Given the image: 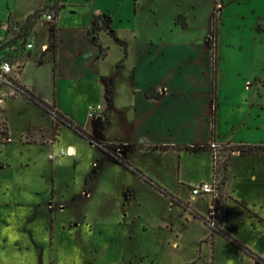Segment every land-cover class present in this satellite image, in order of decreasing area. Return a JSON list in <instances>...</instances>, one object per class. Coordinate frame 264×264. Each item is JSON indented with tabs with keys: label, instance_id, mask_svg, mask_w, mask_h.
<instances>
[{
	"label": "rangeland",
	"instance_id": "1",
	"mask_svg": "<svg viewBox=\"0 0 264 264\" xmlns=\"http://www.w3.org/2000/svg\"><path fill=\"white\" fill-rule=\"evenodd\" d=\"M43 1L36 0V5ZM64 1L67 5L60 10L57 26L63 43L55 67L49 52L44 56L39 52L41 44L51 39L52 24L39 20L27 35L33 49L24 57L21 80L96 143L90 145L57 123L58 131L49 134L52 141L59 134L56 148L26 146L27 129H49L52 117L23 95L7 99L4 110L0 104V121L7 119L9 129V141L0 148V222L4 217L12 222L6 209L19 216L9 227L0 224V264L65 263L58 252L53 256L52 206H47L51 195L59 199L60 193L65 195V211L59 213L60 199L53 201L55 217L66 220L77 214L73 220H78L84 215L95 232L93 249L80 248L83 260L76 264L264 262V158L231 159L228 192L226 181L221 183V165L230 154L225 145L211 148L216 160L200 151L174 148L160 153L154 147L208 141L213 107L217 142L264 146V0H216L213 100L206 42L211 40L214 0H104L121 8L123 22L119 19L117 25L116 19L115 27L117 36L126 41V56L109 30L100 31L105 21L93 16L91 0ZM178 16L186 28L175 25ZM90 23L89 36L98 40L99 47H108L104 59L85 41ZM151 85L163 86L167 93L160 100H146L142 90ZM97 105L102 109L89 116L90 106ZM97 115L103 119L97 120ZM113 141L154 146L128 152L127 172L101 160L98 144ZM68 146L74 147L73 156L58 155ZM213 179L218 182L222 215L219 208L210 218L215 228L223 223L231 240L217 233L211 236L209 226L191 213L194 209L207 216L216 198L191 200L187 183ZM85 228L75 236L56 226V242L77 243L86 235ZM23 236L29 244L22 242ZM35 237L39 242L33 241Z\"/></svg>",
	"mask_w": 264,
	"mask_h": 264
},
{
	"label": "crops",
	"instance_id": "2",
	"mask_svg": "<svg viewBox=\"0 0 264 264\" xmlns=\"http://www.w3.org/2000/svg\"><path fill=\"white\" fill-rule=\"evenodd\" d=\"M91 2H92V5L91 6H92V9H93V11H92L93 16L94 15H96L97 17H100L101 16V19H103L105 21L103 23V29L109 30L110 33L111 32L114 33V36L119 41H121V42H123V43L126 44V41L125 40H122V39H120L117 36V34H116V32H117V29L116 28L117 27H115L116 26V22H115L116 19H118V24L117 25H119V19L122 21V19L120 17L121 8L117 4H115L114 2L111 5H109L108 3L105 4V1L104 0H91ZM50 5H53V6L49 7ZM64 5L65 6L67 5V3H65L64 0H44L43 2L39 3L38 5H36V0H0V35H2L1 28L4 31L8 32V33H11L12 30L19 29L20 26L25 23V21L27 20V18L30 15H32L34 12H37V11L41 12L45 8H47V9H50L51 8L50 11L53 12L54 10H56V8H60L62 6L64 7ZM60 12L58 13V16H57V19H56V23H55V26H56V28H55V35L53 33V29H51V33H52L50 35V38L51 39L48 40V44H49V42H53L54 41V45H55V48H54V58H53L54 67H55L56 61H57V59L59 57V51L61 50L62 43H63V40H62V38L60 36V31L57 28L58 23H59L58 20H59V14H60ZM127 21H129V19ZM36 24H37V22H36ZM91 26H92V24L90 23V25L87 26V28H86V34L84 35L85 36V41L87 43H89V45H91L95 50H97L96 52H99L104 46H102V45L100 47L98 45L97 46H94L93 45V42L92 43L89 42V40H91V38L93 37L91 35L89 36V30H90ZM32 30H31V32H32ZM101 30L102 29H100V31ZM100 31H99V33H100ZM99 33H98V38H99ZM53 38H54V40H53ZM86 38H88L89 40L88 39L86 40ZM111 39H112V37H111ZM97 42H98V40H97ZM97 42H96V44H97ZM48 44H41L40 48L42 49V47L44 45H48ZM125 46H127V44ZM206 48H207V46H206ZM39 52L41 53V50ZM46 54L47 53H45V55ZM126 54H127V49H126V52H125V56H126ZM38 56H39V54H38ZM96 61H99L97 57H96ZM22 72H23V69H21V71L19 73L20 74L19 75V83L22 85V87L26 88L27 90H29L30 92H32L35 96H37V94L33 90H31L29 88V86L26 85L25 81L23 79L21 80ZM98 80L99 79H97V81ZM150 87H152L154 89V92H158L161 95V98H163V96L167 93V91L165 90V87L161 86V87L156 88V87H154V86L151 85V86H148V87H146V88H144L142 90L143 97L144 98H145V96H144L145 91L147 89H149ZM141 95H142V93H141ZM146 100L156 101V100H151V99H146ZM5 102H6V100L2 104V109L3 110H4V104H5ZM52 104L55 107V104L54 103H52ZM90 107H93V106H90ZM101 109H102V107H101ZM96 118L99 121L103 119L102 115H97ZM56 123L57 122L54 121V120H52V118H51V127H49V129H47L44 126H41V127L38 128V132H37V128L36 127H32V128L29 127L27 129L26 134H25V136H26L25 138L26 139H25V141H23V143L26 146L27 145H30V144H33V145L39 144V146L40 147H43V148L47 147L48 145H49V147L52 146V147L56 148L57 145L60 143L59 142V137H58L59 134L57 136H55L56 138H55L54 141H52L51 139H49V134H50V132L52 130V125H54ZM30 131L33 132L31 135L28 134V132H30ZM30 140H32V142ZM26 141H28V142H26ZM209 141H210V138H209L208 141H205V142L200 143V144L199 143H196L194 145H200V146H202L204 144H208ZM23 143H21V145H24ZM126 143L127 142H117V141H113L111 143H103V144H107V145H111V146H113L114 144H121L122 146L129 145V144H126ZM214 144L216 146H218V147L219 146H222V145H225V144L219 143L217 141H215ZM90 145H92V144H90ZM134 145H136V144L134 143ZM138 145H142V144H138ZM159 145H162V144H159ZM143 146H149V145H143ZM152 146H154V145H152ZM68 147L72 148L73 151L75 152V149H74L73 146H68ZM169 147H170L169 150H173L175 148L178 152H186V153H192V152H197V151L204 152V153H207L210 156V158H212V154L209 151H204V150H200V149L199 150H193V151L189 150L188 151V150H185L182 146H178L177 144H175L173 146L172 145H169ZM167 150H155V151H158V152L162 153V152L167 151ZM57 151L58 150H56V152ZM140 151H148V150H140ZM128 152H131V150H129V149L119 150L118 151V155L124 161H128L129 159H128V157H126V155L128 154ZM101 153H102L101 154V160H102V162L108 161V162H110V163L113 164V166L115 167L116 170H122V171L125 170V171L129 172V170L128 169L126 170V168L123 165L117 163L116 160L112 156H110L109 154H107V153H105L103 151ZM238 156H240V155L239 154H234L231 159L233 160V158L238 157ZM254 157H263V156L255 155ZM228 171H229V169H228ZM177 174L179 176V174H180V171L179 170H178V173ZM54 178H55V176H54ZM55 182H56V180L54 179V183L52 181V185L54 184V186H55ZM187 184H188L189 187L190 186H193V185H190V183H187ZM229 187H230V184H229V174H228L227 180H226V187H225V189L228 192H229ZM120 190L121 191H124L123 187ZM61 194L62 193H60V195ZM82 194L84 195L85 198L88 196L87 191L83 192ZM60 195H59V199L60 200L58 199L57 194L51 195L53 197L51 199V201L50 200H47V206L50 207V209H51V206H52V210H51V214H52V218H53V222H52V225H51L52 226V229H53V226H54V243H53V248H54L53 251H54V253H53V256L55 255L56 252H58L60 254V257H61L62 261L65 260V263L64 264H68L69 261H70V264H76L77 262L78 263L81 262L80 260H83V259H80L79 260V257L80 256L78 255V252H80V248H83L84 251H87V250L89 251L91 248L93 249V247H94V240L93 239H94V233L95 232L93 231L92 227L88 225L87 220H86V217H84V215H80V217L78 218V220H73L74 216L77 217V214L76 215L75 214L74 215H71L70 219L68 218L66 220L57 219L55 217L56 215H55V211H54V208H53L54 207V202L53 201H56V200L61 201L59 203V205H58L59 213L60 212L63 213L65 211V206L63 205V202H62V200L64 199V196L65 195H63V196H60ZM177 199L179 200V202H181V204H183V201L179 198V196H178ZM190 199L193 200V201H196L197 200V197L194 198V197L191 196ZM131 201H134V199H131ZM7 205H10V204L7 203ZM220 206H221L220 207V211H221V215H222V199L220 200ZM212 210H213V207L211 205V207H210V209L208 211V215L207 216H204L201 213H198V211L197 210H194V209L191 210V213H192V216H194V215L197 216V218H194L193 217V219H200V218H202L203 220H206L207 221L211 217ZM5 211H7L8 213H10V217L12 216V222H9V220L4 217V219L1 220L0 224H1V226L4 225V227H9L11 224H13L14 222H17L18 221V218L17 217H19V216H17V214H16L17 212H13V210H7L6 209ZM56 226H58L59 230H61V231L67 230L69 233L72 232V234H75V233L77 234V232L80 230V228H82V226H84V227H86L84 229L85 232H86V235H84L83 236V239L80 240V241H78L77 243L75 242V240L65 241V242H58L57 243L56 242V233H57ZM221 229L223 230V223H222ZM76 234H75V236H76ZM39 238L40 237H38V238L35 237V238H33V241L39 242V240H40ZM21 239H22V242L27 241V244H29L28 243L29 240H27L25 236H23ZM39 247H40V250H41L42 249L41 244H39Z\"/></svg>",
	"mask_w": 264,
	"mask_h": 264
},
{
	"label": "trees",
	"instance_id": "3",
	"mask_svg": "<svg viewBox=\"0 0 264 264\" xmlns=\"http://www.w3.org/2000/svg\"><path fill=\"white\" fill-rule=\"evenodd\" d=\"M215 6H216V0H214V8H213V16H212V33H211V40H207L206 42V46H207V50L210 53V63H211V96H212V100L214 99V95H215V89H216V66H217V18H216V11H215ZM63 7V6H62ZM56 8V10H54L51 13L48 14H52L53 15V20L50 24H52V29H53V33L55 35V23H56V19L58 16V13L60 12L61 8ZM54 8V7H53ZM53 10V9H52ZM43 12L45 10H42ZM42 11L39 12H34L32 15H30L27 20L25 21V23L23 25L20 26L19 28V35L18 38L20 39H25L27 38V35L31 32V30L33 29V27L35 26L36 22H38L40 20ZM181 18V16H178L175 20V25L179 26L181 28H186V24L184 22H179V19ZM100 29H103V26H101ZM112 39L115 41V43L117 45H119L122 48L123 54H125L126 49H125V43L119 41L115 36L114 33H110ZM53 35V36H54ZM54 40V38H53ZM54 44V41H53ZM93 45H96V40L93 41ZM53 46V45H52ZM55 48V45H54ZM51 51L49 54L52 55V59L54 58V50L52 52ZM108 51V47L102 48L100 50V55L102 57V59H104L106 57ZM27 57L30 56V53L28 52ZM42 56H44L45 54H41ZM42 57H40L38 60H41ZM41 62V61H39ZM22 95L25 96L32 104L37 105L38 107L42 108L46 113H48L52 119L54 121H57V123H61L63 126H66L67 128H69L70 130H73L74 132H76L77 134H79L82 138L86 139L90 144H94L96 143L95 141H93L90 137V135L88 133H86L84 130L80 129L78 126H76L70 119H68L67 117H65L64 115H62L61 113H59L58 111L55 110V107L53 104H48L45 101H43L42 99H40L39 97L35 96L32 92H30L29 90H27L26 88L22 87ZM105 92L107 94L108 92V88H105ZM144 96L146 99H151V100H160L161 99V95L158 92H154V89L152 87H150L149 89H147L144 93ZM4 111L2 110V113ZM57 123L53 126L52 131L53 132H57L58 131V126ZM214 124H215V108L213 107L211 110V125H210V141L208 144H204L202 146L200 145H192V146H183V148L185 150H204V151H209L212 154V158H213V153H212V149H211V144H214L216 141L215 138V132H214ZM9 140V129H8V124H7V119H3V121H0V148L1 146H4ZM111 145H107V144H98V148L109 154L110 156H112L117 163L123 165L125 168H130L129 164L126 163L122 158H120V156L118 155V151H116L115 149L111 148ZM124 149H129L131 151H140V150H148L153 148L152 145L149 146H143V145H127L124 146ZM157 150H166L169 149V146H154ZM227 151L230 153L229 156L226 158V160L222 163L221 165V171H222V178H221V183L223 184L226 180H227V175H228V168L231 162V158L234 154H239L240 156H255V155H260L264 157V146H246V145H230V144H225V146ZM112 149V150H111ZM214 171V170H213ZM136 172V171H134ZM226 175V176H225ZM160 190V189H158ZM212 207H213V212H212V216L215 215V212L219 210L220 208V199L219 197L214 199L212 202ZM194 218H197L196 215L193 216ZM201 220H203L202 218H200ZM204 224H207L206 220H203ZM214 233H217L219 236H221L222 238H225L227 240H231L230 237L221 229V228H215V229H211V236H213ZM257 261L260 264H264L263 261H261L260 259H257Z\"/></svg>",
	"mask_w": 264,
	"mask_h": 264
},
{
	"label": "built area",
	"instance_id": "4",
	"mask_svg": "<svg viewBox=\"0 0 264 264\" xmlns=\"http://www.w3.org/2000/svg\"><path fill=\"white\" fill-rule=\"evenodd\" d=\"M40 20H44L47 24H50L53 20V15L42 12ZM5 33L0 35V104H3L7 99L18 98L22 95V85L19 83V73L23 68L25 55L33 49V45L30 41L18 38L19 29L12 30L11 33L4 31ZM96 38L92 37L91 41H95ZM53 42H49L48 45H44L41 49V54H45L51 51V45ZM101 106L89 108V116L93 117L94 113L99 111ZM9 141V140H8ZM211 148H216L215 144H211ZM74 151L72 148H62L58 151V155L62 157L73 156ZM53 157V156H52ZM214 159V157H213ZM216 160V159H214ZM214 163V169L216 163ZM218 182L213 179L211 183L202 182L197 185L189 187V191L192 197L198 196H212V198L218 197ZM213 212V210H212ZM212 216V213H211ZM210 229H215V222L213 218H210L207 222Z\"/></svg>",
	"mask_w": 264,
	"mask_h": 264
}]
</instances>
